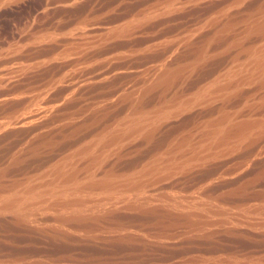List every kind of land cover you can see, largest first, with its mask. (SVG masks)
Masks as SVG:
<instances>
[{
	"label": "rangeland",
	"instance_id": "1",
	"mask_svg": "<svg viewBox=\"0 0 264 264\" xmlns=\"http://www.w3.org/2000/svg\"><path fill=\"white\" fill-rule=\"evenodd\" d=\"M263 19L264 0H0V201L49 185L65 159L86 185L81 149L130 113L168 115L149 135L107 142L110 155L90 168L98 180L140 178L137 198L125 191L113 206L85 192L90 206L63 213L51 207L60 196L42 193L49 207L25 218L0 202V264H264V127L237 144L211 137L215 151L206 134L223 116L230 133L264 121V75L237 80ZM221 74L236 89L170 109L226 84Z\"/></svg>",
	"mask_w": 264,
	"mask_h": 264
},
{
	"label": "bare ground",
	"instance_id": "2",
	"mask_svg": "<svg viewBox=\"0 0 264 264\" xmlns=\"http://www.w3.org/2000/svg\"><path fill=\"white\" fill-rule=\"evenodd\" d=\"M255 19V18H254ZM263 21H264V19H263ZM253 22V21H252ZM262 22V21H261ZM255 23V22H254ZM264 23V22H263ZM263 23H262V25H263ZM260 25V24H259ZM262 25H260V26H257V24H256V27H254V29H258L257 31L259 32V37H260V39L261 40H259L260 42H258V44H254L253 46L251 45L250 46V48L248 49V50H245L246 51V53H245V51H244V54H243V56L245 57H243L244 59H245V61L243 62V64H240V65H243L244 66V70L245 71H247V73H245L246 75L243 77V75L244 74H242V72H243V69H242V66L239 68V70H241L242 69V71H239L238 73H240L241 72V74L242 75H240L239 77H241V78H239V79H237L238 77H237V75L235 76V78L237 79V80H239V81H251V80H257V79H261L262 77H263V75H264V28H262L261 26ZM252 27V28H253ZM264 27V26H263ZM247 28V27H246ZM248 29V28H247ZM247 29H246V31H247ZM249 29H250V26H249ZM254 31V30H253ZM245 33V32H244ZM247 33V32H246ZM245 33V34H246ZM243 34V33H242ZM247 49V48H246ZM238 58H240L241 59V57H238ZM243 58L241 59L242 61H243ZM235 61H236V59H235ZM234 61V62H235ZM237 62H238V59H237ZM239 65V64H238ZM233 68H236V67H233ZM230 72H231V69L229 70ZM233 71V70H232ZM224 72H226V70L224 71ZM230 72H229V74H230ZM235 72V71H234ZM233 72V73H234ZM164 73V72H163ZM226 73H228V71L226 72ZM226 73H224V74H226ZM237 73V69H236V72L234 73V74H236ZM160 74V73H159ZM231 74H232V72H231ZM233 74V75H234ZM162 75V74H161ZM161 75H158L159 77L157 78V80H159V78H162L163 76H161ZM164 76H166V77H164V79H166L167 78V75L166 74H163ZM220 75V74H219ZM219 75H218V77H219ZM222 75V77L224 76L223 74H221ZM239 75V74H238ZM161 76V77H160ZM232 76V75H231ZM221 77V78H222ZM225 78H226V80H225V78H222V79H224L223 81H228V80H230V78L226 75V76H224ZM229 78V79H228ZM217 79L218 78H216L215 77V79L214 80H212V84H213V82L216 80L217 81ZM228 79V80H227ZM262 79H264V78H262ZM231 80H232V78H231ZM237 80H235L234 79V81H237ZM233 81V80H232ZM262 81V80H261ZM156 82V81H155ZM219 83L218 84H220V77H219V81H218ZM228 82H230V81H228ZM228 82H226V84H224V85H222L221 87H220V85L222 84H220V85H216L217 87V89L215 88V89H212V88H208V87H202L203 89H201L200 91H199V89L195 92V94H193L192 95V97H190V99H187L186 101H183L182 103H179L178 102V106L176 107V104L177 103H175V107H173L172 106V104H170L169 106H170V109H174V108H177V109H179L180 110V108H182V109H184L183 107H185V106H188L187 104H189V105H192V104H201V103H206L208 100H212V99H214L215 97H221V95H223L226 91L225 90H230V89H232V91L234 90V88L236 89V87L238 86H236V84L238 83V82H235L234 84H232V82H230V83H228ZM215 83V82H214ZM217 83V82H216ZM215 83V84H216ZM240 83V82H239ZM245 83V82H244ZM214 84V85H215ZM241 84H243L242 82L240 83V85ZM208 86V85H207ZM230 86L232 87V86H236V87H232V88H230ZM209 87H210V85H209ZM213 87H215V86H213ZM219 87V88H218ZM225 91V92H224ZM228 92V91H227ZM231 92V91H230ZM226 95H227V93H225ZM225 96V95H224ZM181 102V101H180ZM209 102V101H208ZM168 106V105H167ZM166 106H164V110H166L167 108H165ZM172 107V108H171ZM159 108H161V107H159ZM159 108H158V111L155 109V111H157V112H155V111H153L154 113H152L151 112V114H149L150 112L148 111V114H145V113H147V112H141L140 111V113H144V115H141L140 113H139V116H135L137 113H138V111H137V113L135 114V115H133V117H131L130 115H131V113H130V115L128 116V117H130L129 119H127L128 117L127 116H125V118H126V121H124V123L122 124V126H121V129L120 128H115L116 127V123L115 124H112L111 126L112 127H114L115 129H119V131L115 134V133H112L114 136H110V137H108V141H105L107 138V136L103 139L102 137L98 140V144H100V145H98V149L96 150V148H97V143H95V142H93V143H95L94 145H91V146H89L88 144V147H87V145L85 146V148H83V150L81 149V151H79L78 149V151L81 153L82 152V154H80L79 156L81 157V155H85V156H87V161H88V163H90V168H92V166H94V165H96L97 167H95V171H96V168H98V166L101 164V163H103L102 162V160H106L105 159V156H106V154L108 155V153H106L107 151H108V144L110 145V143H107V142H110L111 141V143H116V146L117 145H119V142H122L123 143V141H125L126 142V140L127 139H130V137H132L133 138V136H134V138L136 137V135H138V137L140 136V135H149V133H151V130L152 129H155V127H157L159 124H157V123H159V121L161 120V121H163V119L162 118H164L165 116V112L166 111H164V110H162V109H160L161 111L159 112ZM169 109V108H168ZM176 110V109H175ZM175 110H173V111H171V112H174ZM179 110H176V111H179ZM162 111H164V113L162 112ZM135 111H133V113H134ZM168 112V111H167ZM170 113V112H169ZM168 114V113H167ZM126 115H128V114H126ZM138 115V114H137ZM164 116V117H163ZM168 116V115H167ZM166 116V117H167ZM165 117V118H166ZM224 117L225 116H223V118L222 119H218V121H217V123L214 125L213 124V127H212V125H211V129H210V125H209V128H208V131L206 132V134H207V140H209V141H207V145H210V148H211V150L212 149H214V148H212L214 145H215V140L217 139H219L216 143H217V145L220 143V146L223 144L222 143V141H224L225 139H226V141L228 140L230 143H235V144H237L238 143V141L240 140V139H242L243 137H246V136H248V134L249 133H251V132H253V131H255V130H260L261 128H263L264 127V121H262V122H256V124L254 123V125L253 126H251V127H248V126H246V127H248V128H244V126H241L242 127V129H236V130H234V132L233 133H230V132H228L227 130H229L231 127H233L232 125H230V126H228L229 125V123H230V118L228 119L227 118V121H229V123H226L227 121L225 120L226 119V117H228V116H226L225 117V119H224ZM124 118V119H125ZM118 120V119H117ZM123 122V121H122ZM215 122V121H214ZM213 122V123H214ZM242 124V123H241ZM119 125V124H118ZM120 125H121V122H120ZM120 125L118 126V127H120ZM155 125H157V126H155ZM155 126V127H154ZM227 126H228V128H227ZM240 127V128H241ZM110 128V127H109ZM239 128V127H238ZM107 129V128H106ZM111 129V128H110ZM113 129V128H112ZM111 129V130H112ZM206 127H205V131H206ZM234 129V128H233ZM114 130V129H113ZM230 130H232V129H230ZM229 130V131H230ZM107 132H108V130H106ZM115 131V130H114ZM117 131V130H116ZM106 132V133H107ZM109 132H110V130H109ZM209 132V133H208ZM226 132H228L227 134H231V136H230V134H229V136H224L225 135V133ZM232 132V131H231ZM104 133V135H106L105 134V132L104 131H102V133H100V134H103ZM110 134V133H109ZM205 134V133H204ZM108 135V134H107ZM100 136H102V135H100ZM204 135H202V137H203ZM95 137H96V135H95ZM213 139H212V138ZM97 138V137H96ZM95 138V139H96ZM133 138V139H134ZM205 138V137H204ZM210 138V139H209ZM216 138V139H215ZM224 138V139H223ZM228 138V139H227ZM94 138L92 139L93 141L95 140ZM214 140L213 142H214V144L212 145V141H210V140ZM223 139V140H222ZM92 140H91V142H89L90 144L92 143ZM202 140H203V138H202ZM204 141V144L206 143L205 141L206 140H203ZM225 141V142H226ZM219 142V143H218ZM224 142V143H225ZM229 142H227V143H229ZM105 143V144H104ZM121 143V144H122ZM203 143V142H202ZM202 143H200V144H202ZM124 144V143H123ZM182 144V143H181ZM199 144V145H200ZM183 145V144H182ZM212 145V146H211ZM217 145H215L216 147H218ZM227 145V144H226ZM115 146V145H114ZM120 146V145H119ZM119 146H118V149H120L119 148ZM122 146V145H121ZM184 146H185V143H184ZM202 146V145H201ZM200 146V147H201ZM204 146H206V144L204 145ZM220 146L218 147V149H220ZM111 147V146H110ZM194 147H196V146H194ZM198 148H199V146H197ZM207 147V146H206ZM205 147V148H206ZM114 148H116V147H114ZM198 148H192V151H193V153H192V151H191V156L193 157V159L191 158V156H190V159L189 160H195V158H197L198 159V157H199V153H200V150L201 149H203L204 147H202V148H200V150L198 149ZM113 149V146L111 147V149H109L110 151ZM118 149H117V151H118ZM207 149V151L209 150L208 148H206ZM206 149L205 150H201L202 152L204 151V153L206 154ZM216 149V148H215ZM215 149L213 150V151H215ZM181 150V149H180ZM211 150H210V153H211ZM206 151V152H205ZM212 151V152H213ZM76 152V151H75ZM74 152V155L73 156H71L72 158L75 156V154L76 155H78L77 154V152L75 153ZM112 152H114L113 150H112ZM116 152V151H115ZM114 152V153H115ZM109 153H111V152H109ZM204 153H203V155H204ZM208 153V152H207ZM73 154V153H72ZM202 154V153H201ZM200 154V155H201ZM211 154H213V153H211ZM110 155V154H109ZM108 155V156H109ZM183 155V154H182ZM182 155H179L180 157L182 156ZM185 155V154H184ZM209 155V154H208ZM78 156V157H79ZM84 156V157H85ZM175 156V155H174ZM202 156V155H201ZM200 156V157H201ZM204 156H207V154L206 155H204ZM71 157H69V158H71ZM180 157H179V159H180ZM183 157V156H182ZM186 157V158H185ZM203 157V156H202ZM68 158V157H67ZM68 158V159H69ZM76 157H74V159H75ZM83 158V157H82ZM106 158H107V156H106ZM162 158V157H161ZM173 158L175 159V157H173V155L172 156H170V160L172 159L173 160ZM184 158L185 159H187V156H184ZM188 158H189V156H188ZM205 158V157H204ZM84 159V158H83ZM178 159V160H179ZM201 159V158H200ZM203 159V158H202ZM66 160V163H67V159H65ZM65 160H63V161H61V162H63V164L61 163V166L59 167L58 165V169H56V166H55V170H54V172H52L53 173V179L51 178V180H50V182H48L49 183V185H47V186H45L44 188H41V187H39V188H41V189H39V188H34V187H32L30 184V186H29V188L27 187L26 189H25V187H22V188H24V190H22V191H18L17 192V190L19 189H17L16 190V192H15V190H14V194L13 195H10V193H13V192H11L10 191V193L9 194H7L8 195V197H6V200L4 201H0V202H3L2 203V205H3V209H7L8 211L10 210L11 212H14V214H16L19 218H21L20 216H23V218H25V217H28V216H26L28 213H29V211H31L32 210V212L34 211L33 210V208H36V207H38V208H36V209H38L39 210V208L41 209V208H48L49 206H48V202H47V204H46V201L48 200V199H46V201H45V199H44V201L45 202H43V200H42V197H44V196H42L43 194L42 193H47V194H49V195H51V196H49V195H47V194H45V197L47 198H52L53 197V195L54 196H60L61 197V200H59L60 198H58V203H55V202H57V200H55L54 199V197H53V199L55 200L54 201V205L55 206H51L52 207V209L54 208H59V210L61 209V211H62V209H64V211H66V213L67 212H69V211H67V210H69L70 208H71V211H73V209L75 210V209H78V211H80V209H81V211H83V209L85 208V207H87V206H90L91 204L88 202V201H86V200H84V199H82L80 196L82 195V193H85V192H87V193H93V192H96L97 194H99L101 197H100V199H98V200H100V202L102 201L103 203H104V201H108L107 203L108 204H110L112 201H114V202H117V198L119 197V194H120V197L122 196V195H124L123 193L125 192V191H127L126 193H128L129 192V197H131L130 196V194L131 193H135V195H137L139 192H140V190L142 189L143 190V188L144 187H142V184H140V181L139 182H135L136 180L138 181V179L140 180V178H137V177H143L141 174H143L142 172H141V176L140 175H137V179L134 181L130 176L131 175H129L128 177H129V181H127L128 183H126L125 182V180H128L127 178H125V180L124 181H122V182H120L119 180L117 181V180H115V179H117V177H111L112 175V173L110 174V177H109V175L107 176V177H104V178H101L100 180H98L100 177H98V176H95V177H98V178H96V179H94L95 177H94V175H97L96 173H95V171L93 170V169H90V168H87V170L85 171V176L89 179L88 180V183L86 184V185H81V181H82V179L83 178H81V179H78L79 177L77 176V173L76 172H74V169L76 170V168H77V166L76 165H73V161H70V159H69V162L73 165V166H75L76 168H74L73 170H72V168H71V170H65V163H64V161ZM72 160V159H71ZM154 160V159H153ZM170 160H168L167 159V161H168V163L167 164H171L172 165V163H173V161H170ZM177 159H175L174 161H176ZM157 161V160H156ZM155 161V162H156ZM190 161V162H191ZM69 162H68V165L71 167L72 165L71 164H69ZM152 162V161H151ZM169 162H172V163H169ZM179 162V161H178ZM183 161H181L180 160V164L182 163ZM189 162V161H188ZM194 162V161H193ZM59 163V164H60ZM160 163H161V161H160ZM162 163H164V162H162ZM161 163V165L160 166H165L166 164V162L164 163L165 165H163ZM175 163H177V162H175ZM184 163V162H183ZM74 164H76V162H74ZM78 164V163H77ZM99 164V165H98ZM156 164H158V163H156ZM174 164V163H173ZM187 164V160H186V163H185V165ZM151 165L153 166V163H151ZM171 165H169V166H166L167 168L169 167V168H175V169H177V167H175V166H177V164L174 166V165H172V166H174V167H170ZM188 165V164H187ZM150 166V165H149ZM155 166V165H154ZM153 166V169H152V171L153 170H155V169H159V168H161L160 166H159V168H155ZM180 166H182V164L180 165ZM179 166V167H180ZM67 167V166H66ZM70 167H67L68 169L70 168ZM158 167V166H157ZM183 167V166H182ZM66 168V169H67ZM181 168V167H180ZM54 169V168H53ZM149 170H150V168H148ZM148 169H146L145 168V171L147 170L148 171ZM164 169V168H163ZM170 170V169H169ZM164 171V170H163ZM150 172H151V170H150ZM153 172H155V171H153ZM152 172V173H153ZM159 172V171H158ZM170 172V171H169ZM51 173V174H52ZM79 173V172H78ZM149 172H146V173H144L145 175H147ZM152 173H151V175H152ZM157 173V172H156ZM155 173V174H156ZM165 173V172H164ZM48 174V173H47ZM46 174V175H47ZM79 174H81V173H79ZM106 174H108V173H106ZM106 174H103L104 176L106 175ZM138 174V173H137ZM143 174V175H144ZM154 174V175H155ZM161 174V173H160ZM84 175V174H83ZM102 175V176H103ZM144 175V176H145ZM149 176H150V174H148ZM148 175L146 176V177H148ZM156 175H158V174H156ZM52 176V175H51ZM136 175H134V177H135ZM153 176V175H152ZM125 177V176H124ZM151 177V176H150ZM142 179V178H141ZM79 180H81V181H79ZM83 180H85V179H83ZM87 180V179H86ZM146 180V179H145ZM48 181V180H47ZM84 182V181H83ZM143 181L141 180V183H142ZM145 182V181H144ZM143 182V183H144ZM44 183V182H43ZM42 183V185L44 186V184ZM47 183V182H46ZM86 183V182H85ZM40 184V183H39ZM41 185V184H40ZM145 185V184H144ZM23 186H24V184H23ZM36 187V186H35ZM38 187V186H37ZM14 189H16V187L14 188ZM21 189V188H20ZM6 190V189H5ZM141 190V191H142ZM13 191V190H12ZM131 192V193H130ZM138 192V193H137ZM143 192V191H142ZM142 192H140L139 194H141ZM8 193V192H7ZM95 193V194H96ZM126 193H125V195H126ZM137 193V194H136ZM144 193V192H143ZM95 194H93V195H95ZM132 194V195H133ZM47 195V196H46ZM70 195H72L73 197H74V195H77V198H72V196H70ZM79 195V196H78ZM84 195H86V194H84ZM89 195V194H88ZM118 195V196H117ZM128 195V194H127ZM135 195H133V196H135ZM132 196V197H133ZM141 196V195H140ZM4 197V196H3ZM69 197H71L72 199H70ZM76 197V196H75ZM99 197V196H98ZM126 197V196H125ZM131 197V198H132ZM136 197V196H135ZM128 198V197H127ZM130 198V199H131ZM137 198V197H136ZM143 198V197H142ZM2 199H5V198H2ZM52 199V200H53ZM86 199V198H85ZM122 199V198H121ZM121 199L119 200L118 199V201H121ZM123 199H125L124 198V196H123ZM122 199V200H123ZM129 199V198H128ZM129 199V200H130ZM110 200H111V202H110ZM116 200V201H115ZM139 200H140V198H139ZM125 201H126V199H125ZM125 201H123V202H125ZM132 201V200H131ZM133 201H134V198H133ZM180 201V200H179ZM110 202V203H109ZM129 202V201H128ZM128 202H127V204H128ZM138 202V201H137ZM136 202V203H137ZM113 203V202H112ZM117 203H119V202H117ZM121 203V202H120ZM132 203V202H131ZM1 204V203H0ZM98 204H100V203H98ZM135 204V203H134ZM180 204V203H179ZM184 204V203H183ZM105 205H107V204H105ZM110 205H113V204H110ZM119 205V204H118ZM114 206V205H113ZM93 207V206H92ZM176 207H177V205H176ZM184 207V206H183ZM189 207H190V205H189ZM91 208V207H90ZM192 208H194V207H192ZM196 208V207H195ZM202 208V207H201ZM65 209H67V210H65ZM181 209V208H180ZM184 209V208H183ZM191 209V208H190ZM86 210V209H85ZM97 210V209H96ZM187 211H188V209H186ZM196 210V209H195ZM45 211V210H44ZM76 211V210H75ZM87 211H89L88 210V208H87ZM86 211V212H87ZM92 211V210H91ZM39 212H41V211H39ZM38 212V213H39ZM63 212V211H62ZM197 212V211H196ZM46 213H48L47 211H46ZM55 213V212H54ZM64 213V212H63ZM199 213H200V210H199ZM202 213V212H201ZM51 214V213H50ZM53 214V213H52ZM86 214V213H85ZM192 214H194V213H192ZM65 215V214H64ZM67 215V214H66ZM71 215V214H70ZM84 215V214H83ZM88 215V214H87ZM202 215V214H201ZM36 216V215H35ZM77 216H78V214H77ZM82 216V215H81ZM197 216H199V215H197ZM15 217V216H14ZM17 217V218H18ZM39 217V216H38ZM67 217H68V215H67ZM70 217V216H69ZM59 219H60V217H59ZM21 220V219H20ZM38 221V220H37ZM56 221H58V220H56Z\"/></svg>",
	"mask_w": 264,
	"mask_h": 264
}]
</instances>
